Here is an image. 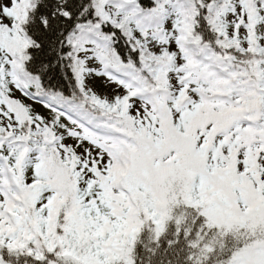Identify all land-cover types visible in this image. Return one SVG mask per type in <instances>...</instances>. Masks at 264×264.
<instances>
[{
	"label": "snow or ice",
	"instance_id": "6c2138e0",
	"mask_svg": "<svg viewBox=\"0 0 264 264\" xmlns=\"http://www.w3.org/2000/svg\"><path fill=\"white\" fill-rule=\"evenodd\" d=\"M0 264H264V0H0Z\"/></svg>",
	"mask_w": 264,
	"mask_h": 264
}]
</instances>
